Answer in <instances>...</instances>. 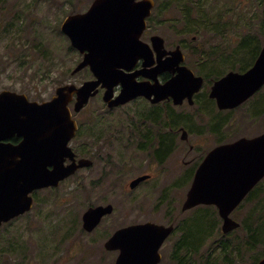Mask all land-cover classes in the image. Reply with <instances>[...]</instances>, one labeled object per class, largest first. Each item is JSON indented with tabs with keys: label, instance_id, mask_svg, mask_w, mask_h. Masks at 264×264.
Segmentation results:
<instances>
[{
	"label": "rangeland",
	"instance_id": "rangeland-1",
	"mask_svg": "<svg viewBox=\"0 0 264 264\" xmlns=\"http://www.w3.org/2000/svg\"><path fill=\"white\" fill-rule=\"evenodd\" d=\"M93 2L94 0H0V92L9 90L26 94L31 100L42 102L50 100L60 86L81 85L90 80L92 74L87 69L72 75L82 56L71 47L68 38L61 33V25L68 16L85 13ZM207 2L205 7L213 8L215 11L229 12V18L225 19L221 25V27L224 26L221 29L222 34L214 36V32H198L199 22L195 20V14L193 16L189 12L185 14L180 8L170 5L161 14L156 12V27L153 33L166 38L167 44L171 47L185 44L187 66H222V56L212 63L207 62L209 55L213 56V51L218 50L224 51L225 56L231 57L233 51L240 47L243 39L249 34L256 36L252 47L259 51L262 49L264 9L258 0H207ZM166 3L167 0H160L158 7L160 4L165 6ZM194 37H196L195 40ZM37 43L38 46L41 45L39 49L35 47ZM200 50H204L205 54L204 60L201 59V61L192 54L193 51ZM250 60L249 52H245L243 55L245 66L238 67L243 69L251 66ZM197 70L200 69L197 67ZM89 105L77 118L86 133L93 127L111 126L122 129L129 125L136 128L153 126L151 122L142 120L144 115L153 111L149 108V104L146 106L143 102H137L138 109L136 106H129L127 110L126 108L116 110L113 114L107 113L102 95L93 99ZM263 107L264 95H261L226 118L224 133L245 134L263 130L264 117L257 119L251 111ZM184 112L186 110L176 112L181 117V121L195 124L197 127L204 126L197 115H194V123H192L183 114ZM205 120L207 121V118ZM181 125L183 123H178L177 127ZM84 138H89V134H85ZM213 140L216 139L213 138ZM73 145L75 147L77 144ZM82 145L84 147L80 145V148L88 153V146ZM112 151L113 155L120 157L121 150ZM204 152L200 148L197 154L202 156ZM143 164L139 163L133 169H141ZM195 164L191 166L192 171L196 168ZM178 168L181 169V166L176 164L170 166L171 174L176 173ZM115 171L118 172V178H116L118 186L142 172L139 171L133 175L132 172L121 169L119 165ZM114 176L110 175L104 181H99L101 167L88 168L62 183L59 188L41 192L31 213L0 228V242L2 241L0 252L4 250L8 253L2 257L0 255V264H114L118 253L107 252L104 249L105 241L117 229L134 222L148 219L162 221L168 209L167 204L160 205L161 197L149 196L150 186L134 192L139 194L138 196L123 194L114 196L111 194ZM189 181V176L167 177L165 186L167 183L176 186L172 189L173 200L177 202L175 207L180 204L185 195ZM261 188L264 189V184ZM178 190L182 194L178 193ZM260 197H264V192L261 194L258 190L252 202L246 203V207H243L244 209L239 213L240 222H243L249 212L254 216L257 206H264V198L260 201ZM136 201H139V209L138 207L132 209ZM165 201L167 200L164 198ZM107 204H116L117 213L106 218L95 232L90 234L84 232L82 230L83 213L91 205ZM197 210L180 217L179 221L186 217L193 221ZM175 211L177 214L180 213V210ZM195 223H199V220L197 219L193 225ZM193 225L189 226V230ZM207 227L203 229L202 238H197L193 242L196 246L208 237L203 248L200 249L199 256L196 257L197 261L210 253L219 255L223 251L231 252L233 246L229 245L230 241L236 245L242 243L239 231L224 235L220 222L210 237ZM182 237V233L178 231L167 242L162 250L163 264H178L174 258L176 245L188 238L182 239ZM224 244L229 247L221 249ZM249 246L247 248L242 245L243 259L234 254V259L237 258L234 264H255L264 259V239L263 243L257 247ZM11 257L13 259H10Z\"/></svg>",
	"mask_w": 264,
	"mask_h": 264
},
{
	"label": "water",
	"instance_id": "water-1",
	"mask_svg": "<svg viewBox=\"0 0 264 264\" xmlns=\"http://www.w3.org/2000/svg\"><path fill=\"white\" fill-rule=\"evenodd\" d=\"M153 6V0H95L86 13L72 15L64 21L62 32L68 36L72 47L83 54L73 74L90 67L96 80L87 81L81 87H59L55 96L43 103L31 102L25 94L0 92V139L11 135L24 139L15 150V167L6 169L3 177L0 176V226L33 208L31 193L35 190L58 187L78 169L91 165L87 160L76 163L69 147L77 131V123L69 109L74 95L77 96L76 112L98 94L101 84L102 88H108L104 100L109 107L140 96L152 99L154 95L160 98L153 102L172 97L177 105L185 100L193 103L192 97L200 91L204 79L196 77L186 67L180 68L178 75L166 84L151 87L135 84L117 71V67L141 58L150 59L153 55L149 45L140 41ZM152 41L155 48L165 51L162 38L155 36ZM170 54L172 65L179 66L185 61L179 47ZM119 84L123 85V90L113 101L111 89ZM263 86L264 46L246 73L230 72L217 81L211 97L217 100L220 109H233ZM67 158L72 163L66 166ZM145 179L136 180L132 186ZM263 179L264 134L217 147L197 170L183 211L202 205L215 206L224 221L222 231L228 234L241 225L230 217L231 213ZM111 211V206L89 209L83 215L84 230L93 231ZM174 230L173 225L166 227L154 223L126 227L117 231L105 243V248L119 251L115 264H159L162 260L160 250ZM258 264H264V259Z\"/></svg>",
	"mask_w": 264,
	"mask_h": 264
},
{
	"label": "flooded vegetation",
	"instance_id": "flooded-vegetation-1",
	"mask_svg": "<svg viewBox=\"0 0 264 264\" xmlns=\"http://www.w3.org/2000/svg\"><path fill=\"white\" fill-rule=\"evenodd\" d=\"M157 12V4L155 1V7L153 8V13L149 19H147V29L142 36V41L145 43H150L151 39L154 35H159L153 33V30L156 27V15ZM165 39V48L167 51H172L180 46L184 51L186 50V45L181 44L175 47H171L167 44V40ZM169 55H166L163 58V61L166 60ZM180 66H167L164 64H159L157 62V55H153L150 60L145 63V60L140 59L137 62L129 63L126 66L131 70L128 71L125 67L121 66L118 69L122 72V75L125 77H131L132 75L136 76L133 78L134 82L137 81L138 83L147 82L148 84H154L155 79L146 78L144 76H138L146 66L144 70L145 76H155L156 80L161 83L165 84L169 80H171L175 75L178 74V70ZM190 69L196 77H202L204 79V83L202 88L199 92H197L193 97V103H190L189 100H185L182 104L176 105L175 101L172 97L163 99L159 101L157 104L151 103L149 100L140 97L133 101L127 102L123 105H119L114 108H110L108 104L104 103L107 108L108 114H113L116 110H121L127 108L129 106H136L137 102H143L146 105L149 104V108L153 109L151 113L148 115H144L142 120L144 122L149 121L153 124V126H145V127H138L129 125V127L117 129L116 127H93L90 128L87 133L83 128H81V124L78 121V115H80L87 107V105L81 112L76 113L74 110L75 106V99L70 104L72 109L73 118L76 120L78 124V130L75 134V137L70 142V147L75 154V161L78 163L81 159H88L91 162L89 169H96L98 166L101 167V177L100 180H105L110 175H115V181L113 182V188L111 190V194L116 195H135L138 196L134 192L138 191L144 187H151V191L149 196L157 195L161 197V203L168 205L167 213L163 215V220H144L140 222H134L131 225L136 224H146V223H154L159 225H164L166 227L174 226L175 230L171 234V236L166 240L161 248V255L162 260L159 264H163V252L162 250L166 246L167 242L170 238L177 233L178 231L182 233V239L186 237H191L192 235L189 234V226L197 219L200 223H204L206 220V211L207 208L213 207L217 210L218 219L216 220V225L220 222L221 223V231L223 226V219L219 216L218 209L212 205L210 206H199L193 209L183 211L184 203L187 199V195L189 190L192 187L193 181L195 179L197 170L199 167L205 162L208 155L217 147L234 143L241 138H248L253 139L258 136L264 134V129L259 132L253 133H245V134H236L235 132L232 133H224L223 127L226 128V123L228 118L231 114H234L244 106L250 104L256 98L261 97L264 95L262 93L264 91V86L259 89V91L253 95L250 99H248L242 105L233 108V109H220L218 102L216 99L211 97V93L213 87L217 81L225 77L230 72H237V73H246L252 66L247 68H239L238 66H186ZM197 67L200 70H197ZM87 70L90 71L88 68ZM92 74V73H91ZM131 79V78H128ZM90 80H94V76L92 75ZM122 85H117L113 88L114 98L119 96L122 91ZM105 89L99 88V94L103 95L105 93ZM95 97V98H97ZM93 100V99H92ZM90 104V103H89ZM186 110L183 114L186 115L190 122L194 123L193 117L194 115L198 116V119H201L204 126L197 127L195 124H188V122L181 121V117L176 114L177 111ZM254 114L255 118H262L264 117V107L262 109L258 108L256 111L253 109L251 110ZM207 118V121L205 120ZM183 123V125L177 127V124ZM112 125V124H111ZM230 125V124H229ZM232 125V124H231ZM85 134H89V138H84ZM213 138L216 140L214 141ZM24 139L19 137L18 135H11L6 138L0 139V173L1 177H3V172L7 169L10 170L12 167H15L16 163V153L15 150L19 147ZM73 144H77L75 147ZM87 145L89 152L87 153L85 150L80 148V145L83 146ZM42 147V146H41ZM78 147V148H77ZM84 147V146H83ZM200 148L205 151L202 153L203 155L200 156L197 154ZM121 150L120 157L118 155H113L112 150ZM195 151V152H194ZM194 152V153H193ZM193 153V154H192ZM192 155V157H191ZM88 157V158H87ZM20 158H18V161ZM197 162V163H196ZM119 163V164H118ZM139 163H144L141 169L134 170L133 167ZM196 163V164H195ZM66 165L71 164L69 158L65 161ZM181 166V169L178 168V171L174 174L170 172V166L174 165ZM195 164V170L192 171L191 166ZM119 165L121 169L125 171L132 172L133 175L142 171L141 174L135 175L132 177L128 182H125L121 185H117L116 178H118L116 172V168ZM83 170V169H82ZM77 171L78 174L80 171ZM134 171V172H133ZM179 177L185 178L189 176V186L188 189L183 195L180 204L175 207L176 203L173 200V192L172 189L176 188L175 184L165 186L167 182V177ZM140 177H148L146 180L140 182L139 184L131 187V183L140 178ZM99 183V182H98ZM54 188H49L46 190H51ZM45 190L36 191L33 193V199L36 203L38 195ZM178 193L182 194L180 190ZM254 196V189L248 193L245 200L241 205H245L247 199H252ZM164 198L167 200L164 202ZM139 201H136L132 205V209L138 207L139 209ZM112 204H107L104 206H108ZM147 205V204H145ZM239 205L230 215V217L235 220L236 222H240L238 220L239 217ZM103 206V205H101ZM114 211L112 215L117 213V206L116 204L112 205ZM181 206V208H180ZM96 207V206H93ZM197 210V215L192 221L191 218L186 217L179 221V218L185 216L187 213L191 211ZM175 210H180V213L177 214ZM161 215V213H159ZM199 214V216H198ZM111 215V216H112ZM190 216V215H189ZM106 218V217H105ZM104 218V219H105ZM103 219V220H104ZM102 220V222H103ZM15 220L3 224L0 228L4 226H8L13 223ZM101 222V224H102ZM242 224V221L240 222ZM129 226V225H128ZM238 230H234L231 233H235ZM229 233V234H231ZM228 235V234H227ZM187 238L184 241L179 242L176 245V251L179 252L183 243H185ZM206 242V241H205ZM205 244V243H204ZM204 246V245H203ZM203 248V247H202ZM201 248V249H202Z\"/></svg>",
	"mask_w": 264,
	"mask_h": 264
},
{
	"label": "trees",
	"instance_id": "trees-1",
	"mask_svg": "<svg viewBox=\"0 0 264 264\" xmlns=\"http://www.w3.org/2000/svg\"><path fill=\"white\" fill-rule=\"evenodd\" d=\"M174 3V6L176 8H180L185 12H189L191 16L195 14L196 21L199 22V30L198 32H214V36H217L218 34H222L223 30H221L223 27H221L222 22L225 19L229 18V12L228 11H215L213 8L205 7L207 0H171ZM209 1V0H208ZM259 4L264 9V0H258ZM187 9V10H185ZM189 10V11H188ZM193 11V13H192ZM256 40V36L249 34L247 35L243 41L241 42V45L239 48H237L235 51H233V55L230 57L225 56L224 51H213V56L209 55V60L207 62H214L215 60H219V57L222 59V66H245L243 65V55L245 52H249L250 58H251V66L257 59L260 51L256 48L252 47L253 41ZM36 49H39L40 46H38V43L35 44ZM192 54L197 58L204 60L205 54L204 50L200 51H193ZM238 56V57H237ZM234 57V58H233ZM237 57V58H236ZM226 64V65H225ZM213 66V65H211ZM264 184V181L261 182L255 189L254 194L259 190V193L263 194L264 189L261 188ZM264 197H260V201ZM252 199H247L244 205V208L246 207V203L250 204L252 202ZM243 205L239 209V213L242 212L244 209ZM251 214V215H250ZM199 216V214H198ZM250 216V217H249ZM255 217V218H254ZM249 218V220H248ZM218 219V213L217 210L213 207L207 208L206 211V220L204 223H193L191 225L193 229V232L189 231V234H191V237H188L186 242L183 243V245L180 248V251L175 254V259L177 260L178 264H234V262L237 261V258L234 259V254L239 255L241 259H243L242 254V245H245L247 248H249V245L253 246H259L263 243L264 239V206L258 207L254 210V216L251 212H249L245 219L242 222L240 231V236L242 239V243H239L236 245L233 241L229 242V245L233 246V250L230 251H223L222 254L216 255L215 253H210L208 256L200 257V260H196V257L200 254V249L203 247L205 241L208 239L206 237L203 241H201L198 245H193V242L197 238H202V232L203 229L208 228V236L215 231L216 228V220ZM197 226V227H196ZM240 239V238H239ZM5 241V240H3ZM2 244V241L0 242V245ZM229 245L224 244L221 249L229 247ZM8 254L3 250V252H0L1 257L4 254ZM222 255V256H221ZM10 259H13L12 257ZM256 262L255 264H257Z\"/></svg>",
	"mask_w": 264,
	"mask_h": 264
}]
</instances>
